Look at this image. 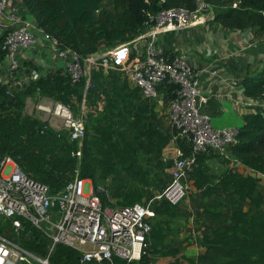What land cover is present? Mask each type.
<instances>
[{
    "label": "trees",
    "instance_id": "trees-1",
    "mask_svg": "<svg viewBox=\"0 0 264 264\" xmlns=\"http://www.w3.org/2000/svg\"><path fill=\"white\" fill-rule=\"evenodd\" d=\"M105 1L21 0V3L39 27L56 37L60 47L68 46L81 56L135 37L142 31L148 13L179 6L192 10L197 3L196 0H111L114 8L102 9L95 17V11ZM204 1L212 9L213 20L222 26L255 27L256 31L264 32V0ZM4 34L5 30L0 35V58L5 54L1 48ZM241 84L244 94L254 100L242 112L236 140L229 147L232 158L242 164V170L226 167L210 174L204 164L209 155L200 153L199 165L190 173L195 188L206 194L220 191L229 196L234 222L214 227L204 238L203 250L196 255L194 248L180 251L165 244V222L169 224L176 216L178 204L159 200L151 217L146 253L133 261L115 258V264H264V194L257 188L258 184L264 186V66L245 73ZM160 86L164 100L175 95L174 82L164 81ZM35 94L69 103L75 110L83 95L87 108H93L98 98L103 103L92 117L87 115L79 144L69 138L66 130H54L47 126L46 120L24 111L25 97ZM157 119L155 104L143 99L139 90L117 71L106 74L93 71L90 84L85 87V75L71 82L58 67L29 81L21 94H13L6 83H0V156L14 157L23 170L46 183L52 192L61 189L78 169L80 176L107 185L110 199L102 196L104 204H132L142 200L149 189L161 188L172 164L171 158L163 159L162 151L176 130L162 131ZM176 141L185 153L189 152L182 139ZM239 201H249L256 212L235 208ZM222 206L209 201L203 206V213L219 220ZM20 219L21 244L38 254L45 253L41 231ZM8 225L7 220L0 222V232ZM78 257L77 249L58 243L51 260L55 264H79Z\"/></svg>",
    "mask_w": 264,
    "mask_h": 264
},
{
    "label": "built area",
    "instance_id": "built-area-1",
    "mask_svg": "<svg viewBox=\"0 0 264 264\" xmlns=\"http://www.w3.org/2000/svg\"><path fill=\"white\" fill-rule=\"evenodd\" d=\"M196 2L192 10L179 6L148 13L138 35L100 47L86 56L68 46L60 47L56 37L39 27L26 10L24 15L19 12L10 18L1 44L5 54L0 58V83H6L8 91L21 94L29 81L58 67L71 82L85 75V87L90 84L93 71L106 74L115 70L139 90L143 99L166 109L176 132L162 151L163 159H172L164 185L159 191L149 189L142 200L126 205L104 204L102 196L109 198L107 185L95 184L92 178L80 176L78 169L61 189L52 192L46 183L23 170L14 157L0 156V219L9 221L7 228L0 232V264H55L51 255L58 243L77 249L79 264H115V258L138 260L148 249L156 203L181 200L185 181L199 165L198 154L214 156L228 168L238 162L229 152L236 140L237 126L211 124L210 114L201 109L204 97L198 71L185 56L169 54L156 38L163 30L193 25L200 20L198 13L203 9L212 12L204 0ZM6 3L7 0H0V13ZM35 54L47 58L50 64L32 62L29 72L22 73L21 78L23 60ZM164 81L177 85L175 95L166 100L160 86ZM24 111L46 120L47 126L54 130H66L70 139L81 143L88 115L84 95L77 110L47 95H27ZM177 139L184 141L189 152H184ZM20 217L41 231L45 253L38 254L21 244ZM194 224L191 220V225Z\"/></svg>",
    "mask_w": 264,
    "mask_h": 264
},
{
    "label": "crops",
    "instance_id": "crops-1",
    "mask_svg": "<svg viewBox=\"0 0 264 264\" xmlns=\"http://www.w3.org/2000/svg\"><path fill=\"white\" fill-rule=\"evenodd\" d=\"M19 12L23 15L26 13L21 0H7L0 13V35L10 18ZM27 16L30 17L28 14ZM198 17L200 20L191 26L159 32L156 35L158 44L168 52L185 56L198 71L204 97L201 109L208 111L211 124L214 127L230 125L238 127L242 123V112L245 107L254 103L252 98L244 94L241 78L245 73L255 71L264 65V32L256 31L255 27L233 29L222 26L213 20L209 9L201 10ZM39 43H43L42 40L39 39ZM32 62L50 64L47 58L39 54L26 57L21 67V78H23L22 73L29 72ZM212 69L216 72L213 73ZM157 107L160 106L155 105L156 112ZM162 117L166 128H161L159 125L158 127L162 131L173 130L166 111ZM158 121L159 118L157 123ZM214 159L222 169L228 167L220 159L216 157ZM209 160L211 158L207 157L204 164H209ZM236 165L238 166L236 169L233 167L230 169L241 171L242 164L237 162ZM227 205L231 206L228 201ZM196 227L197 223L190 224L188 238L179 237L169 245L177 247L180 251L194 248L195 255L201 252L204 242L197 243ZM189 241L191 243L188 244Z\"/></svg>",
    "mask_w": 264,
    "mask_h": 264
},
{
    "label": "rangeland",
    "instance_id": "rangeland-1",
    "mask_svg": "<svg viewBox=\"0 0 264 264\" xmlns=\"http://www.w3.org/2000/svg\"><path fill=\"white\" fill-rule=\"evenodd\" d=\"M113 8L114 6L112 1L106 0L100 9L95 11L94 15L95 17H97L100 10ZM104 47L106 46H101V48ZM102 103V99L98 98L96 100V105L93 108L88 106V116L90 115L92 117L95 113L94 111L100 110L102 107ZM165 111L166 109L164 107H157V113L159 118L157 125H159L161 128H166V123L162 119V115L165 113ZM34 114L39 115L40 113L36 112ZM124 128L126 129V126H124ZM209 158H211V160H209V164H206L208 172L210 174H216L217 172H220L222 166L219 165L218 162H216V160L214 159L215 157L209 156ZM140 159H144V155L142 153H140ZM232 167L236 169L238 166L236 165V163H233ZM165 177H167V179L169 177L167 172L165 173ZM185 184V194L183 195L181 200L177 202L178 208L176 216L170 219L169 224L165 222V232L167 233L165 242L166 245H169L171 242H174V239H178L179 237L188 238V235L190 233V231L188 230V226L191 224V220H194L195 223H197V227L195 228L197 243L202 241L204 242V238L209 236L212 229L217 225L234 222L230 215L231 206L227 205L229 196L216 191L212 194H206L202 189L195 188L191 184L190 179H187L185 181ZM257 188L258 190L264 193V186L259 185ZM159 190L160 188L155 189V191ZM209 201H215L217 203L223 204L222 217L219 220L213 219L203 213V206L206 205ZM234 206L235 208L247 210L250 213H254L257 210L253 205H251L249 201H239ZM0 222H2L1 219ZM189 243L191 242L189 241L188 244Z\"/></svg>",
    "mask_w": 264,
    "mask_h": 264
}]
</instances>
